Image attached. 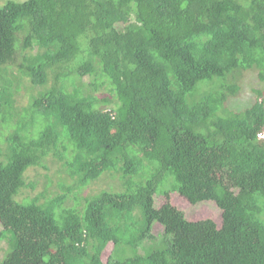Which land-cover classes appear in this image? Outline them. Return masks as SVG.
<instances>
[{
    "label": "trees",
    "instance_id": "1",
    "mask_svg": "<svg viewBox=\"0 0 264 264\" xmlns=\"http://www.w3.org/2000/svg\"><path fill=\"white\" fill-rule=\"evenodd\" d=\"M251 71L264 82V0L5 3L0 123L17 120L0 146V264H264V98L230 104ZM18 72L45 89L9 119ZM50 160L67 177L17 199ZM176 192L221 223L188 219Z\"/></svg>",
    "mask_w": 264,
    "mask_h": 264
},
{
    "label": "rangeland",
    "instance_id": "2",
    "mask_svg": "<svg viewBox=\"0 0 264 264\" xmlns=\"http://www.w3.org/2000/svg\"><path fill=\"white\" fill-rule=\"evenodd\" d=\"M9 0H0V8L5 5ZM20 1V0H16ZM256 71H251L243 75L241 79V90L240 92L234 96L231 99V103L233 104L236 109H244L245 107L251 105L255 100V95H258L260 99L264 98V82L259 81V79L256 76ZM18 75L21 76V84L17 88V91L15 93L16 96V104L13 107H6L5 114L9 119L15 118L16 115L23 111L25 107L29 105L30 98L32 95H39L43 92L45 89L44 86H33L29 78L24 77L22 74L18 72ZM87 81L91 84L92 87H95L94 80H90L89 78H86ZM77 84V79L75 76L71 75L68 77H65L63 80V89L68 90L70 87ZM105 94H108V92L102 91L99 93L101 97H103ZM16 120L14 119L13 122H8L4 124L3 122L0 123V146H3L6 144V136L9 134L10 131H12V127L16 126ZM49 169H44L41 167H33L30 168L26 175L28 181H35L37 183V186L32 188H24L20 194L17 196V199L20 201H24L26 199L33 198L37 196L39 193H41L44 190L45 183L48 181L49 178L54 180V183H56L59 179L62 177H67V175L62 174L60 170H63L64 168L62 165L54 160L49 161ZM110 177H103L100 180H95L91 182L90 185H88L86 188L83 189L84 195H91L95 193H99L102 190L109 188L110 186ZM70 179V178H69ZM71 181V179H70ZM55 185V184H54ZM116 185L119 187V182L112 183V186ZM54 190H57L60 192L61 190L54 188ZM77 193V191H76ZM75 195V193H74ZM72 199V198H71ZM166 199L164 196H158L157 202L162 204L165 202ZM171 201L174 205L180 207L185 213L186 217L190 220H201V219H213L219 224L221 223V211L218 208H215V204L211 202L207 203H200V204H190L187 199H185L183 196L179 195L178 192L172 193L171 195ZM73 201L70 200L69 204H72ZM163 227L161 225H157L154 229V234L157 237L159 233L163 232ZM3 228L0 224V259L3 258L9 251V240L5 239L3 236ZM9 235V234H7ZM111 245L107 248V250L103 254V260L107 261L108 256L111 253Z\"/></svg>",
    "mask_w": 264,
    "mask_h": 264
}]
</instances>
